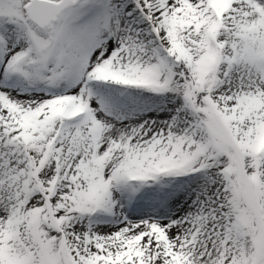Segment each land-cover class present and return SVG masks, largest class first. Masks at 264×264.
Instances as JSON below:
<instances>
[{
    "label": "snow or ice",
    "instance_id": "6c2138e0",
    "mask_svg": "<svg viewBox=\"0 0 264 264\" xmlns=\"http://www.w3.org/2000/svg\"><path fill=\"white\" fill-rule=\"evenodd\" d=\"M0 264H264V0H0Z\"/></svg>",
    "mask_w": 264,
    "mask_h": 264
}]
</instances>
